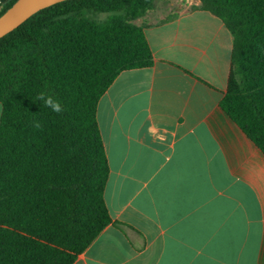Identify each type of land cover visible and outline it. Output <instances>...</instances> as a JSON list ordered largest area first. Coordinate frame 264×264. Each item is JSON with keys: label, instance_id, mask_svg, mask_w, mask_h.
Segmentation results:
<instances>
[{"label": "trees", "instance_id": "trees-1", "mask_svg": "<svg viewBox=\"0 0 264 264\" xmlns=\"http://www.w3.org/2000/svg\"><path fill=\"white\" fill-rule=\"evenodd\" d=\"M153 6L63 0L0 37V264H72L108 224L130 227L105 204L109 165L96 112L120 72L152 65L135 21ZM193 9L231 33L219 106L264 158V0H198Z\"/></svg>", "mask_w": 264, "mask_h": 264}, {"label": "crops", "instance_id": "crops-1", "mask_svg": "<svg viewBox=\"0 0 264 264\" xmlns=\"http://www.w3.org/2000/svg\"><path fill=\"white\" fill-rule=\"evenodd\" d=\"M155 8L139 19L152 65L120 72L96 112L105 204L130 227L108 224L72 264H264L263 154L219 106L231 33Z\"/></svg>", "mask_w": 264, "mask_h": 264}, {"label": "water", "instance_id": "water-1", "mask_svg": "<svg viewBox=\"0 0 264 264\" xmlns=\"http://www.w3.org/2000/svg\"><path fill=\"white\" fill-rule=\"evenodd\" d=\"M63 0H15L0 14V37L17 27L36 11Z\"/></svg>", "mask_w": 264, "mask_h": 264}, {"label": "rangeland", "instance_id": "rangeland-1", "mask_svg": "<svg viewBox=\"0 0 264 264\" xmlns=\"http://www.w3.org/2000/svg\"><path fill=\"white\" fill-rule=\"evenodd\" d=\"M193 5V0H154V6H156V11L158 10L159 14L157 17H165L167 14L176 13L177 11L189 8ZM155 16V15H154ZM102 17V16H99ZM153 15L147 17V19H151ZM139 23V19L135 21Z\"/></svg>", "mask_w": 264, "mask_h": 264}, {"label": "clouds", "instance_id": "clouds-1", "mask_svg": "<svg viewBox=\"0 0 264 264\" xmlns=\"http://www.w3.org/2000/svg\"><path fill=\"white\" fill-rule=\"evenodd\" d=\"M38 99L43 100V102L45 103V105L47 107H49L52 111L54 112H61L62 111V107L61 104L58 100L52 98V97H45L43 94H41ZM39 126V125H37Z\"/></svg>", "mask_w": 264, "mask_h": 264}, {"label": "built area", "instance_id": "built-area-1", "mask_svg": "<svg viewBox=\"0 0 264 264\" xmlns=\"http://www.w3.org/2000/svg\"><path fill=\"white\" fill-rule=\"evenodd\" d=\"M3 5V2H2V0H0V7Z\"/></svg>", "mask_w": 264, "mask_h": 264}, {"label": "flooded vegetation", "instance_id": "flooded-vegetation-1", "mask_svg": "<svg viewBox=\"0 0 264 264\" xmlns=\"http://www.w3.org/2000/svg\"><path fill=\"white\" fill-rule=\"evenodd\" d=\"M3 6V5H2ZM2 6L0 7V9L2 8Z\"/></svg>", "mask_w": 264, "mask_h": 264}]
</instances>
